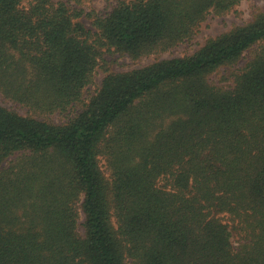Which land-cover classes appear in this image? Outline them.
Instances as JSON below:
<instances>
[{
    "label": "trees",
    "instance_id": "1",
    "mask_svg": "<svg viewBox=\"0 0 264 264\" xmlns=\"http://www.w3.org/2000/svg\"><path fill=\"white\" fill-rule=\"evenodd\" d=\"M240 1L0 0V93L26 108L0 104V264H264V9L84 99L106 53L169 50Z\"/></svg>",
    "mask_w": 264,
    "mask_h": 264
},
{
    "label": "rangeland",
    "instance_id": "2",
    "mask_svg": "<svg viewBox=\"0 0 264 264\" xmlns=\"http://www.w3.org/2000/svg\"><path fill=\"white\" fill-rule=\"evenodd\" d=\"M56 1V0H55ZM70 5L78 8H82L84 12H94L96 14L104 15L112 9L113 6L119 0H64ZM264 9V0H241L233 9L222 15L210 14L205 21L202 22L197 34L189 41L182 42L177 46L163 51L153 53L151 55L133 60L127 55L120 54L118 52L106 53L105 54V68L98 67L91 84L87 86L84 91V99H88L94 91L98 88L102 78L107 72H120L126 71L133 68H138L149 64L153 61L165 58L183 57L188 56L196 52L201 48L205 42L212 37H215L221 33H224L235 26L244 24L251 20L253 16L259 11ZM85 13L79 18L82 24L92 31V18L85 15ZM257 46H252L250 49L245 51L243 55L235 63L231 65H224L213 72L208 74V80L221 87H230L233 84L234 73L241 69L245 63L253 56ZM0 104L9 107L12 110L18 111L19 113H25L26 108L13 103L4 98L0 93ZM62 116L59 114H53V121L62 120ZM83 214L79 220L78 231L83 234L84 229L82 226Z\"/></svg>",
    "mask_w": 264,
    "mask_h": 264
}]
</instances>
